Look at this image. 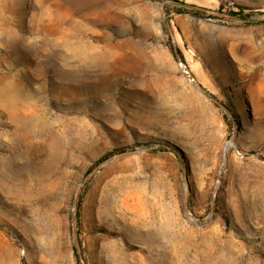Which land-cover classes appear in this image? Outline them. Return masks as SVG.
Instances as JSON below:
<instances>
[{
	"label": "rangeland",
	"instance_id": "rangeland-1",
	"mask_svg": "<svg viewBox=\"0 0 264 264\" xmlns=\"http://www.w3.org/2000/svg\"><path fill=\"white\" fill-rule=\"evenodd\" d=\"M0 264H264V0H0Z\"/></svg>",
	"mask_w": 264,
	"mask_h": 264
}]
</instances>
